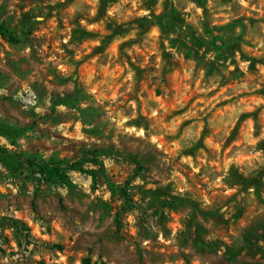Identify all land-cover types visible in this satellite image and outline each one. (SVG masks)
I'll return each mask as SVG.
<instances>
[{"label":"rangeland","instance_id":"rangeland-1","mask_svg":"<svg viewBox=\"0 0 264 264\" xmlns=\"http://www.w3.org/2000/svg\"><path fill=\"white\" fill-rule=\"evenodd\" d=\"M0 23V124L26 129L0 148L86 171L0 156V264H264V0H0Z\"/></svg>","mask_w":264,"mask_h":264},{"label":"trees","instance_id":"trees-1","mask_svg":"<svg viewBox=\"0 0 264 264\" xmlns=\"http://www.w3.org/2000/svg\"><path fill=\"white\" fill-rule=\"evenodd\" d=\"M0 36L5 41L13 45L19 44L22 41L21 37L17 35L15 31L9 28L5 23H0ZM25 131L26 129L23 128L0 124V136H6L13 141L19 138ZM0 156H5L9 158V160H11L14 164L13 169L15 168V171L18 170L21 166L26 165L34 175L39 174L41 176V179L46 183L61 184L66 186L70 191L74 188V184L71 182L67 173L72 170L86 172L83 168V163L81 162L70 163V161L62 159H51L49 161H42L38 157L27 158L23 160L16 156H12L2 148H0ZM89 173L93 176L94 183H96L97 177L95 172L89 171ZM242 180V184H244V186L248 188L251 184L250 180ZM107 184L109 190L112 193V196L114 197L120 195L125 204V206H123L121 210L116 213L115 217L116 228L119 231L121 227L119 216L121 215L123 210L126 211V206H128V204L132 202V199L130 198L128 190L125 187L118 188L109 181H107Z\"/></svg>","mask_w":264,"mask_h":264}]
</instances>
